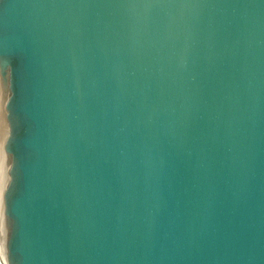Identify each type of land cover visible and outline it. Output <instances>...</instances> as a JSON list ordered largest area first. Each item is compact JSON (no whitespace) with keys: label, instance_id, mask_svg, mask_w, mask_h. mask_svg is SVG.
Returning <instances> with one entry per match:
<instances>
[{"label":"water","instance_id":"95a60500","mask_svg":"<svg viewBox=\"0 0 264 264\" xmlns=\"http://www.w3.org/2000/svg\"><path fill=\"white\" fill-rule=\"evenodd\" d=\"M0 264H264V0H0Z\"/></svg>","mask_w":264,"mask_h":264},{"label":"bare ground","instance_id":"6f19581e","mask_svg":"<svg viewBox=\"0 0 264 264\" xmlns=\"http://www.w3.org/2000/svg\"><path fill=\"white\" fill-rule=\"evenodd\" d=\"M1 80V77H0ZM0 81V254L6 255V241L8 237V226L5 215V191L10 182L9 154L6 151V142L9 134V125L6 117V104L9 91L1 97Z\"/></svg>","mask_w":264,"mask_h":264},{"label":"rangeland","instance_id":"374dc122","mask_svg":"<svg viewBox=\"0 0 264 264\" xmlns=\"http://www.w3.org/2000/svg\"><path fill=\"white\" fill-rule=\"evenodd\" d=\"M0 77H1V87H2V90H1V97H2V95H5L6 94V91H7V88L5 87V82H4V80L2 79V76H1V73H0Z\"/></svg>","mask_w":264,"mask_h":264}]
</instances>
